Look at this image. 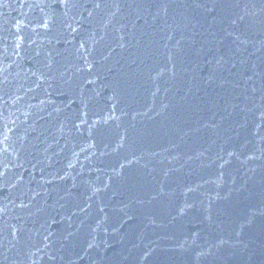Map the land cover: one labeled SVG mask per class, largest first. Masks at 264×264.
<instances>
[{"label":"water","instance_id":"95a60500","mask_svg":"<svg viewBox=\"0 0 264 264\" xmlns=\"http://www.w3.org/2000/svg\"><path fill=\"white\" fill-rule=\"evenodd\" d=\"M0 264H264V0H0Z\"/></svg>","mask_w":264,"mask_h":264}]
</instances>
